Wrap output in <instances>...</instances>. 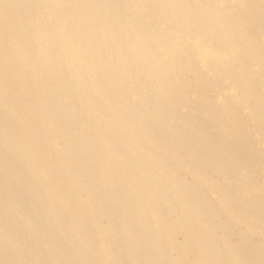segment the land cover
<instances>
[{"label": "bare ground", "instance_id": "obj_1", "mask_svg": "<svg viewBox=\"0 0 264 264\" xmlns=\"http://www.w3.org/2000/svg\"><path fill=\"white\" fill-rule=\"evenodd\" d=\"M113 1H122L120 7H115L118 18L100 27L97 14L104 8L98 0H0V82L8 79L7 89L13 99L10 102L6 99L5 89L0 85V162H6L13 169L17 163L12 151H20L26 157L27 167L37 182L36 186H24V212L30 217L34 230L51 227L53 230L47 238L57 245V258L68 263L81 258L85 260L84 264H106L115 254L120 259L125 257L128 264H264V246L252 238L246 235L225 240L216 238L213 222H221V214L199 194L196 186L179 175L167 178L171 186L168 185V189L167 184L157 177V173L163 176L166 170H173L172 159L180 156H186L189 165L196 163V171L200 174L207 172L205 166L219 170L224 177L220 186L223 197L236 200L237 210L264 225L263 198L259 202H253V198L245 200V196L230 190L227 184V179L250 161L249 157L235 155L236 150L225 155H216L211 150L204 133L209 126L220 128V120L204 118V106L191 105L188 118L181 112L184 106L173 107L171 98L177 96L178 91L170 88L175 87L178 73L172 64L162 71L159 59L164 53L162 46L174 53V62L182 58L183 52L191 56L195 50L189 52V46L200 32L210 43L202 44L210 48V56L222 53L227 50V45L215 44L223 40L218 31L222 22L210 20L197 27L199 32L196 34L189 32L173 38L175 30L185 32L190 28L186 22L178 20V28L162 26L158 21L160 13H156L150 27H138L139 23L125 15L129 10L126 7L133 0ZM188 3L189 0H179L182 8L187 9ZM171 19L177 20V17ZM192 25L197 23L192 20ZM245 46H240L244 49L238 65L254 52L253 46ZM35 48H40L42 54L30 56ZM258 50L263 55L264 45ZM78 56L89 58L86 67L94 69L91 86L101 87L105 92V97L100 98L102 102L110 103L115 96L120 97L110 111L101 108L89 87L85 89L82 83H74L70 65L74 64L76 72L84 69L77 63ZM152 56L154 60H145ZM59 59L68 60L67 68ZM152 71L158 72V78L149 76ZM235 73L245 105L254 119H258V125L264 126V87L253 88L255 78L246 76L245 71L236 70ZM211 74L225 76L220 71H213L206 77H212ZM114 84H121V87L111 89ZM152 84H157L153 92L150 91ZM179 91V94L189 93ZM130 96H133L132 101L127 100ZM47 105L53 107L52 116L43 114ZM215 111L216 117L224 113L221 107H216ZM3 114L9 119L2 121ZM111 116L115 121L118 119L117 123H112L115 121ZM119 119L130 123L133 132L143 129L157 147L162 148L157 149L161 166L154 169L141 162V153L129 148L130 145L120 137ZM43 121H59L54 130L59 136L55 141L62 146L72 142L73 145H69L71 151L82 155L78 159L80 168H71L67 174H60V166L53 160L50 149L42 148L43 144L50 142ZM248 121L253 119L250 117ZM248 121L244 120L242 132L248 128L253 132L257 127ZM36 126L39 128L34 130ZM26 127L29 131L24 133L22 129ZM181 129L184 133L179 134L176 130ZM9 135L10 146L3 141V136ZM253 156L264 159V149H256ZM117 164L122 168L118 169ZM71 165L68 162L66 166ZM85 170L93 172V182L74 183L79 172ZM124 170L133 173L135 189L131 194L126 191L131 180L121 179ZM44 183L53 185L51 191L44 190ZM146 184L151 188H146ZM48 192L53 197L50 204L42 200ZM76 192L83 198L82 205L75 206L70 200ZM174 201L192 212L194 222L191 217L186 221L179 218ZM106 209L110 212L105 213ZM148 211L161 216L168 212L170 226L176 229L175 232L187 227L186 235L172 234V239L163 230L161 232L157 221L153 224L159 227L158 233L153 235L149 232L151 225L144 222ZM86 214L97 216V226L85 222ZM115 227L119 229V238H112L107 232ZM185 240L188 244H184ZM95 241H99L98 245ZM99 245L106 251H98Z\"/></svg>", "mask_w": 264, "mask_h": 264}, {"label": "rangeland", "instance_id": "obj_2", "mask_svg": "<svg viewBox=\"0 0 264 264\" xmlns=\"http://www.w3.org/2000/svg\"><path fill=\"white\" fill-rule=\"evenodd\" d=\"M189 1L190 3L186 4L187 9H185L181 7L182 4H179V0H133L132 3L126 7L129 10L126 11L125 15H127L126 17L128 19L139 23L138 27L142 28L151 26V20L155 18L154 14L156 13H160L158 21L161 22L162 26L168 25L178 28V20H181L184 24L186 22L190 28L185 32L182 30H175L172 34L173 38L188 35L189 32L196 34L199 32L197 31V27L201 26L202 23L206 24L210 20L222 22L218 31L223 36V40L215 42L217 45H227V50H222V53L210 56V48L202 46L203 43H209V41L205 35L200 32L199 36L196 37L189 46V52L195 50L194 54L191 56H187L186 52H183L182 58L174 62V53L169 51L168 47L162 46L164 53L163 55H159V59L161 60L162 71H165L167 65L168 68H170L172 64L174 66L173 69L178 73L176 77L177 83L174 85L175 87L170 88L174 89L176 92L178 91L177 96L173 97V99L171 98L172 106L178 108L184 106V108H181V112L184 114L183 116L185 118H188L192 112L190 109L191 105L204 106L205 115L202 113L204 118L208 116L215 120H220L218 121V123L221 124L220 128L209 126L204 133V138H208L210 141L211 150H213L216 155H225L230 152V150H236L238 153L235 155L249 157L248 159H250V161L242 166L240 169L241 171L227 179V184L230 190H236L240 192L241 196H245V200L253 198V202H259L261 198L264 200V159L263 157L255 159L253 153L256 149H264V126L258 125V119H254L250 109L245 105L243 92L237 86L240 83L235 71H245L246 76L254 77L255 79L252 83L253 88L264 87V65L260 64V62L264 63V53L261 55V53H259L260 50H258L259 47L264 45V0ZM98 2H101V6L104 9L100 10L97 14L96 21L100 23V27L107 26L118 18L115 7H120L122 1L98 0ZM176 17L177 20L171 19ZM192 20L196 22L197 25H192ZM244 20L250 21L248 23H243ZM129 21H127L126 25ZM139 40L140 39H138V41ZM243 45H246L245 47L253 46L252 51L254 52L248 54V58L238 65L239 57H241L240 55L244 49L240 48V46ZM32 53L33 54L30 56L37 57L35 55H41L42 50L40 48H35L32 50ZM256 56H260V58L257 60ZM80 57L83 56H78L77 63L83 65L84 69L82 71L76 72L73 67L74 64L72 63L70 65L71 71L69 72H73L71 74H73L74 83H82L85 89L89 87L88 90L94 93L97 103H101V108H103L104 111H110L112 109L111 106H113L115 101L120 100V97L115 96L110 103L107 101L106 103L102 102L100 98L105 97V92H103L101 87L91 86L94 81V69L90 70L86 67L89 58L85 57L81 59ZM154 59L155 57L152 56L145 60ZM159 59L158 61H160ZM59 60L67 68L68 60ZM235 65L238 66L235 68ZM216 67L220 70H217ZM158 71L161 72L160 70ZM213 71H220V73L225 74V76L214 77L211 74L210 76L214 78L206 77L207 73H212ZM89 73L91 74L89 75ZM156 74H158V72L152 71L149 73V76L154 78L157 77ZM164 74L170 76L174 75L169 72H165ZM201 75H203L204 78L201 77ZM197 77L200 78L197 79ZM6 83H8L7 78L1 81L0 85L5 89L6 99L10 102V100L13 99L11 97V92L7 89ZM120 87L121 84H114L110 88L117 90ZM153 89H157V84L150 85V91L153 92ZM179 90H187L189 93L182 92V94H179ZM127 100L132 101L133 96L128 97ZM216 107H221L224 110V113L220 114L219 117L215 116ZM52 109L53 107L51 105H47L43 114L52 116ZM225 115L227 118H225ZM250 117L253 121L249 122L248 120ZM1 118L2 121L9 119L7 114H3ZM111 118L115 121L114 116H111ZM229 119H231L232 123ZM244 120L257 125L253 132H250L249 128L244 132L241 131ZM116 121L112 123H117ZM58 123L59 121L42 122V126L46 129L50 140L49 144H43L42 148L50 149L53 154V160L60 166V174L65 175L71 171V168H80L81 162L78 159L81 158L82 155L75 152V150L71 151L72 147L69 145H73L72 142H69L70 144L67 146H62L55 141L59 137L54 131ZM60 123L64 125L63 121H60ZM38 128L39 126H36L33 129L36 130ZM118 128L121 129L120 137L130 145L129 148L133 151L135 150V152L141 153V162L154 169L162 165L157 155V149L162 150V148L157 147L158 145L145 134L143 129L140 131L137 130L138 132H133L132 125L120 119ZM22 131H24V133L28 132L29 127L22 129ZM176 131L179 134L184 133L182 129ZM176 131H174L175 134L177 133ZM3 138L4 144L10 146L12 142L10 135L7 137L3 136ZM12 155L17 163V167L14 166L12 169L6 162H0V264H84L85 260L81 258L75 259L73 263H68L60 257L57 258V245L47 238V235L53 230L51 227L47 226L39 231L34 230L30 217L24 212V200L26 197L24 186H36V178L33 176L32 170L27 167L26 157L22 155L20 151H16V153L12 151ZM83 155H86V153L83 152ZM235 155H233L232 158ZM68 162L72 165L66 166ZM172 163L173 164L170 165L173 170H166L163 176L157 173V175H159L157 177L167 184V188L169 185L167 183L169 182L167 178L179 175L183 176V180L196 186L195 188L198 190L199 194L207 199L210 205L221 214L220 217L222 221L218 222L215 220L212 227L216 230L215 234L217 239L225 240L238 235H246L260 246H264V230H262L264 229V225L260 221L252 220L248 215L237 210L235 204L236 200H229L223 197L220 186L223 185L224 177L221 176L219 170H211L210 166H205L207 172L200 174L195 168L197 164L194 163L189 165L186 156H180L177 159L174 158L172 159ZM116 167L118 169L122 168L119 164H117ZM121 179L131 180L130 184L126 187V191L131 194L135 189L133 173H131L130 170L121 171ZM93 180V172L85 170L79 172L74 183H91ZM52 187V184L44 183V190L51 191ZM146 188L149 189L151 186L146 184ZM195 193H197V191H195ZM52 198V194L48 192L47 195L43 196L42 200L50 204ZM70 200H72L75 206L82 205L84 202L81 196L78 197L77 192L70 196ZM193 200H196V198L193 197ZM174 206L178 209L177 215L179 218L186 221L191 217L192 222H194V216L187 207L180 206V203L178 204L176 201H174ZM109 212L110 210L106 209L105 213ZM52 217L57 218L56 216ZM144 219V222L151 225L149 232L153 235L157 234V229H159L158 226L153 224L154 221L158 222L161 232L163 230V232L168 234L172 239L175 234L184 237L186 235L184 231L188 230V228L185 227L186 230L175 232L176 229L170 226L171 220L168 212L161 216L148 211ZM84 220L87 224H95L96 226L98 224L97 216L95 215L90 216L86 214ZM194 225L198 228L197 222H195ZM102 226L103 225L99 226V229H101ZM115 228V230L107 232L110 237L114 238L116 236L119 238V229L118 227ZM191 229H193L192 225ZM54 231L56 232L55 228ZM94 240H96V236ZM98 242L99 241H95V244L98 245ZM185 242L184 244H188L187 240H185ZM102 249L103 247L101 245L97 247V250L101 251V253L106 251V249ZM122 260L125 262L123 263ZM106 264L128 263L125 257L120 259L113 254V256L107 260Z\"/></svg>", "mask_w": 264, "mask_h": 264}]
</instances>
